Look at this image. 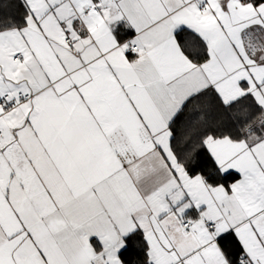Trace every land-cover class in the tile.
<instances>
[{
  "label": "snow or ice",
  "instance_id": "1",
  "mask_svg": "<svg viewBox=\"0 0 264 264\" xmlns=\"http://www.w3.org/2000/svg\"><path fill=\"white\" fill-rule=\"evenodd\" d=\"M0 264H264V0H0Z\"/></svg>",
  "mask_w": 264,
  "mask_h": 264
}]
</instances>
